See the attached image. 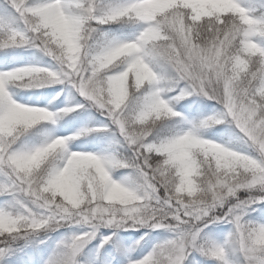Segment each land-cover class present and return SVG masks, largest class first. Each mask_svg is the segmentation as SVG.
<instances>
[{
	"label": "snow or ice",
	"instance_id": "1",
	"mask_svg": "<svg viewBox=\"0 0 264 264\" xmlns=\"http://www.w3.org/2000/svg\"><path fill=\"white\" fill-rule=\"evenodd\" d=\"M4 13L22 28L0 21V47L37 48L57 68L0 71V254L32 232L84 224L89 231L61 241L44 261L76 264L82 242L99 226L147 225L173 236L129 264H181L201 226L222 220L233 226L239 264H264V223L245 218L251 205L264 202V4L253 15L238 0H5ZM116 22L140 29L126 40L101 32L100 25ZM158 64L168 69L166 77L155 70ZM57 81H67L108 118L129 148L127 157L73 154L65 137L54 152L55 138L28 150L15 146L25 130L53 114L23 118L8 85ZM162 91L173 95L165 99ZM191 94L222 106L217 115L234 126L241 155L232 159L239 163H223L232 147L205 150L196 122L153 134L158 121L179 115L170 100ZM70 158L79 175L65 174ZM117 167L131 171L117 181L110 174ZM241 190L248 192L243 199ZM12 204L18 209L10 211ZM213 255L223 258V251Z\"/></svg>",
	"mask_w": 264,
	"mask_h": 264
},
{
	"label": "rangeland",
	"instance_id": "2",
	"mask_svg": "<svg viewBox=\"0 0 264 264\" xmlns=\"http://www.w3.org/2000/svg\"><path fill=\"white\" fill-rule=\"evenodd\" d=\"M100 2L121 3L123 0H100ZM247 2L248 0H238V3L250 13L253 15L259 14L261 6L251 7L247 5ZM4 7L5 0H0V21L10 19L11 23L9 26L20 30L22 25L15 20L14 16L6 17ZM139 29L140 24L132 22L100 25L101 32L110 38L115 37L121 40L131 39ZM26 66L49 68L50 70H56L57 68L56 61L37 48L28 45L0 47V71H9ZM156 69L161 76L166 77L168 75V69L164 65L158 64ZM7 90L11 99L15 102L26 106L44 108L52 113V119L44 121L57 127L52 138H69L65 144L68 151L92 152L99 155H115L117 157H127L129 155V148L124 143L118 129L110 123L108 118L93 103L82 96L67 81L27 86L10 83ZM165 93L169 97L173 95L171 92L162 91V97ZM170 102L174 103V100H170ZM187 106L189 107V104ZM66 108L71 109V111H60ZM178 109L179 106H175V110ZM196 114L200 117L204 113L199 111ZM212 114L215 113L211 112L206 116ZM157 126H159V123L153 128L154 135H166L187 128V126L182 127L179 125V128H175L172 131L170 129L160 130L161 128ZM232 128L234 130V126ZM84 129L93 130L82 132ZM200 131L207 138L214 139L225 146L234 149L239 147L235 131H232V133H229L231 135L226 137L215 135L206 129H201ZM160 132L163 134H160ZM31 139L27 141L28 145H26L25 150L40 145L35 141L36 139ZM20 141V139H17L16 143ZM130 171L128 168L117 167L110 174L113 179L120 181ZM247 195L248 192L243 190L237 193L240 199ZM4 200L5 197L0 196V207L4 206ZM16 209H18V205L15 204H12L9 208L10 211H15ZM262 209H264V202L251 205L246 211L245 218L253 222L264 223V217L260 215L263 211ZM63 225L66 228H44L16 240L12 249L0 254V264H28L29 260L23 253L29 246L37 245L38 243L40 250L39 264H44V261L48 260L56 251L61 241H70L74 235L89 231L88 226L84 224L65 223ZM232 228L231 224L222 220L201 226L194 246H189L181 256V264H239L242 256L236 241L229 235ZM122 231H128L129 235L126 233L127 235L124 236ZM172 236L173 233L167 228H151L147 225L116 228L101 225L96 229L94 235L82 242L75 254L76 264H129L130 261H138L147 256L158 245L171 239ZM114 248L118 252L117 262L110 255V251ZM218 249L223 251V258L213 255ZM33 257L34 253L30 252L28 258L32 259Z\"/></svg>",
	"mask_w": 264,
	"mask_h": 264
},
{
	"label": "trees",
	"instance_id": "3",
	"mask_svg": "<svg viewBox=\"0 0 264 264\" xmlns=\"http://www.w3.org/2000/svg\"><path fill=\"white\" fill-rule=\"evenodd\" d=\"M262 4H264V0H248L247 5L251 7H260ZM260 5V6H259ZM156 69V68H155ZM157 70V69H156ZM163 97L167 99L169 95L167 93L163 94ZM174 100V103L170 102L171 107L175 112H177L179 115L175 117L165 118L162 121H158L159 126L161 129H170L174 131L175 128H179L181 125L182 127L189 126V122H195L198 121L204 117H206L207 114L214 112L217 113L221 110V105H219L216 101L209 99L206 96L203 95H197V94H191L182 97L180 100ZM175 104V105H174ZM189 104V107L187 106ZM175 106H179L178 110H175ZM187 106V107H186ZM199 111L203 112L204 114L200 117H198ZM188 115V116H187ZM189 118V119H188ZM194 119V120H193ZM42 122V123H40ZM33 125L28 130H25L17 139H20L21 141L16 143V147L20 150H25L26 145H28V140L31 138L36 139L39 144L44 143L46 140H49L54 135L57 127L51 123H47L45 121H40ZM47 123V124H46ZM230 125V124H229ZM227 121H223L220 124L209 126L205 128L209 132H213V134L218 136H229L232 133L233 126H229ZM156 127V126H154ZM158 129V128H156ZM169 132V131H167ZM160 134H163L160 132ZM228 134V135H225ZM32 140V139H31ZM36 143V142H35ZM260 213L262 217H264V209ZM59 228H66L65 225L59 226ZM128 235V231L126 232ZM126 235V234H125ZM116 257H118L117 250L114 249L113 253ZM117 262V260L115 259Z\"/></svg>",
	"mask_w": 264,
	"mask_h": 264
},
{
	"label": "clouds",
	"instance_id": "4",
	"mask_svg": "<svg viewBox=\"0 0 264 264\" xmlns=\"http://www.w3.org/2000/svg\"><path fill=\"white\" fill-rule=\"evenodd\" d=\"M216 2L224 3V2H226V0H216ZM68 47L70 49H72V54L74 55L75 54V46L71 42H69ZM18 104L20 105V108H21L20 115L23 118H25V119H33V118H41V119H43V117H40L39 114L41 112L48 111L47 109H44V108L26 106V105H23V104H20V103H18ZM219 112H217L215 114H212V115H208V116H206V117H204V118H202V119H200L198 121H195L198 125H200L199 128H198L197 135H198V138L202 141L203 148L205 150H207L208 152H211L213 154H215L217 150L222 149L224 144L220 143V142H217L214 139L207 138L200 130L201 129H205V128L209 127V126H214V125L220 124L223 121H226L225 119H223L222 117H219L217 115ZM213 116H217V121L215 123L201 124V122L203 120H205L207 118H210V117H213ZM62 140H63V137H55V139L52 140L51 144L49 145L50 151L54 152V151L60 149L61 147H63ZM72 153L76 154L77 152L72 151ZM240 155H241V153L238 152V151H235L234 148L227 149L225 151V159L223 161L224 165L226 167H231V166H233L234 163H239L238 160L233 161L232 157L233 156L239 157ZM65 163H66V168H65V174L66 175L67 174H75V175H79L80 174L81 170L79 168H77L75 170V172L73 173V170H72V167H71V158L69 159V161H66Z\"/></svg>",
	"mask_w": 264,
	"mask_h": 264
}]
</instances>
